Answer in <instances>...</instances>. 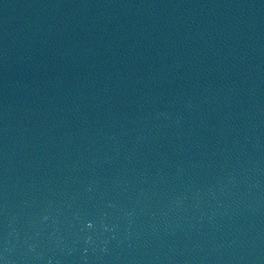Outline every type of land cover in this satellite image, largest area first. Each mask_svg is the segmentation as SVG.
<instances>
[{
    "label": "water",
    "instance_id": "95a60500",
    "mask_svg": "<svg viewBox=\"0 0 264 264\" xmlns=\"http://www.w3.org/2000/svg\"><path fill=\"white\" fill-rule=\"evenodd\" d=\"M0 264H264V0H0Z\"/></svg>",
    "mask_w": 264,
    "mask_h": 264
}]
</instances>
